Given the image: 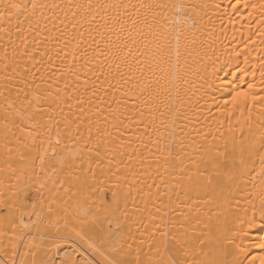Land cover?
<instances>
[{"label": "bare ground", "instance_id": "6f19581e", "mask_svg": "<svg viewBox=\"0 0 264 264\" xmlns=\"http://www.w3.org/2000/svg\"><path fill=\"white\" fill-rule=\"evenodd\" d=\"M262 133L264 0H0V264H264Z\"/></svg>", "mask_w": 264, "mask_h": 264}, {"label": "snow or ice", "instance_id": "6c2138e0", "mask_svg": "<svg viewBox=\"0 0 264 264\" xmlns=\"http://www.w3.org/2000/svg\"><path fill=\"white\" fill-rule=\"evenodd\" d=\"M243 93H237L234 97L233 100L235 101L237 99V97L243 96ZM253 99H255V97H253ZM262 135H264V133H262ZM116 264H121L120 261H117Z\"/></svg>", "mask_w": 264, "mask_h": 264}, {"label": "rangeland", "instance_id": "374dc122", "mask_svg": "<svg viewBox=\"0 0 264 264\" xmlns=\"http://www.w3.org/2000/svg\"><path fill=\"white\" fill-rule=\"evenodd\" d=\"M31 194V192H29Z\"/></svg>", "mask_w": 264, "mask_h": 264}]
</instances>
